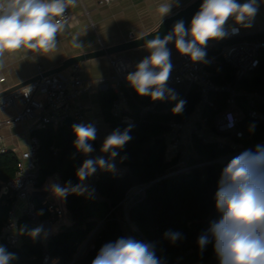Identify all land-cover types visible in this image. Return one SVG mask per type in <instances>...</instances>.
<instances>
[{
    "label": "trees",
    "instance_id": "1",
    "mask_svg": "<svg viewBox=\"0 0 264 264\" xmlns=\"http://www.w3.org/2000/svg\"><path fill=\"white\" fill-rule=\"evenodd\" d=\"M216 67L210 69L217 73L216 82H235L238 88L264 95V52L258 69L239 81L235 71L222 63L220 58H217ZM221 74H224L223 80H220ZM226 98L224 93L210 95L211 102L216 106V109L205 108L204 114L209 117L210 123L215 113L225 109ZM179 100H184L185 104L182 112L175 114L172 109ZM199 102V92L184 84L171 104L145 112L144 108L150 106L153 100L134 93L124 112L132 123L123 124L113 116L110 119L112 131H123L131 126L130 141L117 149L119 155L115 157L126 173L122 176L110 171L99 173L92 184L85 185L88 189L85 194H69L65 198V220L53 224L46 244L27 234L30 231L28 221L20 217L19 246L11 249L4 243L7 251L16 257L10 264H44L46 255L51 260H58L56 264H91L104 244L121 237L151 244L162 264H219L213 244L209 243L202 251L198 238L208 234L211 223L220 219L215 194L223 168L235 157L230 156L233 154L232 147L227 145L221 149L215 142L205 144L195 135L191 164H209L168 176L176 170L175 162L167 161L165 135L169 133V123L192 115ZM259 110L264 114V103ZM239 130L245 134L244 138L238 139L233 134L226 137L244 150L264 141V125L247 117L240 119ZM34 134L40 140V185L56 173L61 175L64 185L68 181L73 186L79 184L76 172L80 153L74 147L76 137L72 129L49 126ZM53 148L57 156H54ZM17 166L18 158L14 153L0 155V238L14 202L12 193H4V189L14 178ZM142 187H146L145 191L135 197L128 210L129 220L136 229L134 231L124 219L123 201L130 191ZM38 212L43 220L49 217L40 204ZM168 232L180 233V237L173 242L166 237Z\"/></svg>",
    "mask_w": 264,
    "mask_h": 264
},
{
    "label": "clouds",
    "instance_id": "2",
    "mask_svg": "<svg viewBox=\"0 0 264 264\" xmlns=\"http://www.w3.org/2000/svg\"><path fill=\"white\" fill-rule=\"evenodd\" d=\"M76 3L77 0H0V56L20 49L41 55L55 52L57 37L66 30L68 23L66 11ZM172 6L173 0L159 5L157 11L161 22ZM257 12V0L242 3L240 0H202L187 28L184 21L179 20L163 37L157 33L145 39L144 47L150 54L136 64L135 71L128 73L127 81L140 96H149L153 101L176 100L174 90L167 85L173 68L168 45L174 43L176 51L189 57L193 63L206 62L208 42L227 35L229 19L248 28ZM140 37L146 36L141 34ZM75 40L77 42V37ZM184 104V100H179L172 109L173 113H181ZM130 130L131 126L123 131L113 130L105 137L100 149L101 153L108 154V158L85 159L76 172L81 183L75 186L71 181L63 186L52 183L49 186L52 194L57 198H66L69 194L83 195L88 191L83 182L97 168L114 171L112 161L119 155L117 149L130 141ZM72 131L77 152L89 156L95 151L91 142L97 138V129L93 124H74ZM215 201L221 216L211 223L208 234L198 238L200 249L203 251L212 243L219 264H264V146L245 150L226 164L218 181ZM42 231L41 225L27 234L35 238ZM165 235L173 242L180 237V233L173 232ZM15 258L14 253L0 245V264H10ZM91 264H162V261L151 244L121 237L104 244Z\"/></svg>",
    "mask_w": 264,
    "mask_h": 264
},
{
    "label": "built area",
    "instance_id": "3",
    "mask_svg": "<svg viewBox=\"0 0 264 264\" xmlns=\"http://www.w3.org/2000/svg\"><path fill=\"white\" fill-rule=\"evenodd\" d=\"M116 1L118 0H101L100 4L110 5ZM66 15L68 16V25L71 22L69 8L66 11ZM233 28H236L237 31H232ZM233 28L226 29L227 35L222 38L223 41H233L242 35V27L236 26ZM210 48L211 45L208 43L205 48L206 53ZM262 51H264V41L236 42L225 47L221 56L224 62L235 71L237 80L239 81L245 75L258 69ZM111 63L116 72L114 80L111 82L112 90L116 96L112 103L111 113L113 117L119 118L123 124H131L132 119L124 112L129 106L130 97L136 91L130 86L126 77L128 73L135 71V68L123 58L111 59ZM213 64L214 60L207 58L206 62L193 63L189 57L180 54L178 61L173 64L167 85L170 89L174 90L176 96L179 95L181 86L186 83L189 87L197 88L201 94L199 104L202 107L208 105L215 108L214 104L209 100L211 93L227 94L228 109L215 115L213 119L214 129L210 127L209 120L206 117L198 121L189 117L182 121L173 120L169 123V133L165 135V138L169 144L168 158L175 161L174 167L176 170L168 176L183 174L209 164H191L193 136L199 134L201 131L206 132L199 136L205 144L215 142L221 149L230 145L233 150V154L230 156H237L245 151L237 144L228 143V140H226V135L228 134L236 135L238 139L245 137V134L239 130L240 117L235 111L239 99L243 100L244 104H246L247 117L264 125V116L257 109L258 102L263 100L262 95L258 92L241 91L237 88V83L235 82L218 85L214 79L217 73H213L208 69V66ZM42 74L43 72L41 71L38 73V75ZM1 81L3 82L4 80ZM84 91L85 88L80 75L79 64L74 65L72 73L69 76L60 73L42 78L41 81L34 82L0 100V108L4 110L15 106L18 100H21L24 105L23 111L14 118L0 122V130L2 127H11L15 124H24L26 122H33L34 130L45 129L49 125H64L69 118H71V128L74 124H88L81 107L75 105V102L79 100ZM36 96L45 98V102L37 99ZM172 101H153L143 111H154L159 106L171 104ZM91 143L95 151L89 154V156L81 153L79 167L85 159L101 156V147L96 144V140ZM257 145L264 146V141L248 149L255 150ZM39 147L38 138L31 137L26 150L20 154L15 176L6 187L7 191H10L14 195L15 201L8 212L6 223L2 228L0 245L4 246L5 243L11 249L17 248L21 242L18 227L20 217L27 219L30 230L37 226H43L41 234L32 238L40 240L43 244L49 241L53 223L65 218L64 209L52 204L47 199L41 202V206L47 210L49 218L43 220L39 215L38 204L35 201V191L40 184ZM8 152L5 139L0 132V155H5ZM228 157H224L223 160ZM105 172L106 170L97 168V171L88 177L83 184L94 179L99 173ZM110 172L117 176H122L126 173V169L115 164V170ZM76 180L78 183H81L77 176ZM145 189L146 187H142L130 191L123 201V208L129 222L128 210L130 205L135 197L144 192ZM130 225L136 231L135 226L131 222ZM57 262L58 260H51L48 255L44 258V264H56Z\"/></svg>",
    "mask_w": 264,
    "mask_h": 264
},
{
    "label": "crops",
    "instance_id": "4",
    "mask_svg": "<svg viewBox=\"0 0 264 264\" xmlns=\"http://www.w3.org/2000/svg\"><path fill=\"white\" fill-rule=\"evenodd\" d=\"M194 1L196 0H173L171 12L162 18V22L166 18H169L180 10L188 7ZM100 2L101 0H77L75 6L69 7L71 22L66 26V30L63 33L59 34V36L57 37L58 46L55 52L47 55H41L35 52H31L27 49H20L17 52L4 53L2 56H0V64L3 65V67L0 68V93L18 86L30 79H33L38 75L40 71L44 73L54 70L70 58L92 53L104 48L118 46L125 42L141 38V34L148 35L156 31L160 24H162L161 17L157 9L160 4L166 3L168 2V0H118L110 5H102L100 4ZM240 2L242 3L244 2V0H240ZM257 3L258 12L255 15L254 19L251 21V27H242V35L239 38H236L233 41H223V39H215L208 42L210 43L211 48L206 53V58L214 60V64L208 66L209 70L212 69V67L217 68V58H220L221 62L226 64L221 54L223 49L231 43L264 41V0H257ZM236 26L239 25H236L232 19H229L226 24V29ZM76 37L77 42L75 40ZM77 43L79 44V46H77ZM168 47L172 52V64H175L179 59V53L176 51L174 43H170ZM263 52L264 51H262L261 54ZM149 54L150 53L146 50V48L142 47L111 57H101L79 63L80 75L84 83L85 91L80 96L79 100L75 102V105L81 107L87 122L93 124L96 127V144L98 146L101 147L105 137L112 132L110 127V119L112 118L111 107L113 103L112 101L115 100L116 96L112 90L111 82L114 80L116 72L114 67L112 66L111 59L123 58L135 68L136 64H138L144 57L148 56ZM73 67L74 65L69 67L62 73L69 76L72 73ZM223 75L224 74H221L220 80L224 79ZM1 80L4 81L2 82ZM218 81L215 82L218 85H223ZM193 88L198 91L196 87ZM238 89L241 91H246L241 88ZM262 97L263 100L258 102L257 109L264 116V114L259 110V106L264 103V95H262ZM36 98L45 102V98H42L40 96H36ZM199 103L196 106L195 112L187 118L192 117L198 121L199 119L206 117L209 120V117L204 114L205 108H207L208 105L202 107ZM245 105L246 104H244L243 100H238L235 111L238 113L240 119L247 117V109ZM208 107L211 109H216V106L215 108H212L210 106ZM23 109L24 105L21 100H18L15 106L11 108L5 110L0 108V122L14 118L16 115L21 113ZM227 109L228 106L226 98L225 109L215 113V115L225 112ZM209 124L210 127L214 129L213 120L211 123L209 120ZM49 126L54 127V129H59L61 127L72 129L71 126H67L65 124L60 126ZM33 128V122H26L24 124H15L11 127H2L0 130L2 136L5 139L6 147L8 148L9 152H12L17 156L18 162L20 154L26 150L30 138L33 136L37 137L34 133L38 130H45L47 127L45 129L36 130H34ZM204 133L206 132L201 131L196 135L200 136ZM226 140H228V143H235V141H231L230 139H228V137H226ZM168 150L167 161L175 162L168 158ZM53 152L54 156H57V151L54 148ZM101 156H104L105 159L108 158L107 153H101ZM112 163L120 166L117 163L116 159H114ZM96 177L97 176H95V178ZM94 179L86 182L84 185L92 184L94 182ZM52 183H59L61 186L64 185L59 173H56L52 177L48 178L43 184H39L38 189L35 191V201L37 204L41 205V202L47 199L52 204L63 208L65 211V198H57L52 194L49 188ZM4 193H7L6 188L4 189ZM12 196L15 201V197L13 194ZM63 220H65V218L62 220H58V222ZM127 223L128 225H130V222L128 220Z\"/></svg>",
    "mask_w": 264,
    "mask_h": 264
},
{
    "label": "water",
    "instance_id": "5",
    "mask_svg": "<svg viewBox=\"0 0 264 264\" xmlns=\"http://www.w3.org/2000/svg\"><path fill=\"white\" fill-rule=\"evenodd\" d=\"M202 3V0H196L194 1L191 5H189L188 7L180 10L179 12H177L176 14H174L173 16L166 18L162 24H160V26L158 27V29L148 35H145V38H137L135 40H131L128 42H125L123 44H120L118 46H113L110 48H104L92 53H88L85 55H81V56H77L74 58H70L67 61L63 62L58 68L48 71V72H44L42 75H37L36 77H34L33 79H30L18 86H15L13 88H10L6 91H3L0 93V100L4 97H6L7 95L16 92L34 82H38L41 81L42 78H46V77H50L56 74H60L62 72H64L65 70H67L69 67L75 65V64H79L88 60H92V59H96V58H101V57H111L117 54H121L133 49H138V48H142L145 45V39H150L153 36H155L157 33H159L161 35V37H163V35L167 34L168 32H170L173 28V25L175 24V22L179 21V20H183L185 23V27L187 28L191 22V19L193 17V15L199 10L200 5ZM65 125L67 126H71V118L67 119V121L65 122Z\"/></svg>",
    "mask_w": 264,
    "mask_h": 264
},
{
    "label": "rangeland",
    "instance_id": "6",
    "mask_svg": "<svg viewBox=\"0 0 264 264\" xmlns=\"http://www.w3.org/2000/svg\"><path fill=\"white\" fill-rule=\"evenodd\" d=\"M124 219H125V221L127 222V219H126V215H125V213H124ZM130 226V228H131V225H129Z\"/></svg>",
    "mask_w": 264,
    "mask_h": 264
}]
</instances>
